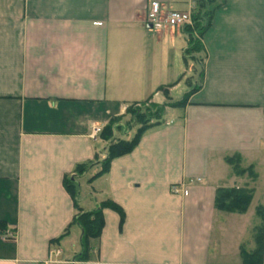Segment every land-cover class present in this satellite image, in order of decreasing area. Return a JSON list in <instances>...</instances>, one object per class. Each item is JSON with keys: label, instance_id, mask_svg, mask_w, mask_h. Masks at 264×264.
<instances>
[{"label": "crops", "instance_id": "0c3cea01", "mask_svg": "<svg viewBox=\"0 0 264 264\" xmlns=\"http://www.w3.org/2000/svg\"><path fill=\"white\" fill-rule=\"evenodd\" d=\"M151 3L192 14L197 0H0V264H41L51 248L53 264H240L258 230L264 264V220L213 204L218 188L264 193V0H218L204 31L191 24L197 88L106 173L91 179V165L76 179L81 210L109 200L122 215L102 208L88 260L73 259L80 231L63 180L101 155L99 131L129 105L176 102L196 83L183 27L149 30Z\"/></svg>", "mask_w": 264, "mask_h": 264}, {"label": "trees", "instance_id": "16d2710c", "mask_svg": "<svg viewBox=\"0 0 264 264\" xmlns=\"http://www.w3.org/2000/svg\"><path fill=\"white\" fill-rule=\"evenodd\" d=\"M215 0H197L196 7L194 12L191 14V23L193 26H200L201 30L204 31L210 23L213 12L217 8ZM191 26H184L183 31L186 35V48L183 50V62L189 60L195 61L194 54L196 50L201 51L200 43L198 37H195L190 30ZM202 62V59H201ZM194 69L196 70L195 66ZM194 70V72H195ZM201 69L197 73V80L195 86L183 94L182 98L176 102H168L160 105L151 104V103H139L145 105V107H152L156 109L153 113H148L151 116L154 122H150L146 116L139 115L135 106L139 104H131L125 109V114H131L135 120H137L138 128L134 131L133 136L128 139L115 138L114 133L119 128L118 125H115V120H110L98 133L99 139H101L105 146L101 150L100 154L95 153L93 160L89 164H81L75 167L74 175L70 179L65 178L63 180V188L68 193L71 198L74 215L71 220V226H75L80 231L79 238V252L73 257L77 261H87L88 255L92 251L91 241L96 240L100 234L103 221L101 216L102 208H109L119 216L122 215L121 210L113 202L106 200L96 206L90 211H83L77 205V196H78V186L76 179L82 176L91 165H98V171L91 177L95 178L104 173H106L108 164L110 160L128 154L137 144L139 137L148 129L159 124V119L161 118L162 111L165 106L171 107H180L183 106L186 102L188 96L197 88V85L200 83ZM147 104V105H146ZM132 107L134 109H132ZM147 110V109H146ZM156 115V116H154ZM129 130H124L123 135L127 134ZM226 162L231 165L232 171L235 174H239L238 164H236L237 159L230 157L226 159ZM251 174V172H249ZM252 175V174H251ZM251 190L247 188H218L215 190L214 195V208L221 212L228 213H243L247 209L249 202L251 200ZM255 214L260 219L264 220V207H257ZM255 248L251 253H246L244 251L240 252L241 262L240 264H259V257L261 253V230L256 232L254 237Z\"/></svg>", "mask_w": 264, "mask_h": 264}, {"label": "rangeland", "instance_id": "374dc122", "mask_svg": "<svg viewBox=\"0 0 264 264\" xmlns=\"http://www.w3.org/2000/svg\"><path fill=\"white\" fill-rule=\"evenodd\" d=\"M216 4L218 3V0H215ZM196 37V36H195ZM194 57H195V61H193V65L195 66L196 70L195 72H193L194 74V79L195 81L197 80V73L199 72L200 70V67H201V59H202V53L200 52V50H196L195 54H194ZM191 65V61L188 59L187 61V66H190ZM182 68L184 70L185 68V64L184 62L182 61ZM185 72H188L186 75L189 74L190 72V68L188 67L187 71L184 70ZM185 77L184 75H182L179 83H177V85H175V91H173L171 93V97L173 98V100H178L180 99V97L182 96V93L184 92V90H186V87L184 86V82H185ZM147 105V104H146ZM137 109V113L139 115H142L143 117L146 116V117H150L148 118L150 122H154L155 120L151 119L152 117L148 115V113H153L156 111L155 108H153V106L151 107H145V105H142V104H139L138 106H135ZM132 109H134L132 107ZM147 109V110H146ZM170 110H167V112H164L163 116L166 120H169L170 117V113L171 111L169 112ZM148 112V113H147ZM156 116V115H154ZM115 125H118V129L117 131H115L117 133V136L118 137H122L123 134L122 132L124 130H129V135L127 137H123L124 139H130L132 136H133V132L136 130V128L139 127V125L137 124V120H135V118L131 115V114H125V118L123 119V121H119V122H115ZM226 167V166H225ZM226 178L229 177V168L226 167V170H224V174H223ZM231 176V175H230ZM229 178L227 179V181L224 183V184H229L228 182ZM103 186V184L101 183V187ZM263 205L264 206V193H263V188L262 187H258L257 190H256V193L254 194V197L252 198L249 206H248V209L246 210V213L245 214H242V215H231L230 217H234V216H237V217H242L243 219H246L245 221H247V223H254L255 219H257L256 215H255V212H254V207L256 205ZM233 219V218H232ZM259 223V220L257 221V224Z\"/></svg>", "mask_w": 264, "mask_h": 264}, {"label": "built area", "instance_id": "2783aa9c", "mask_svg": "<svg viewBox=\"0 0 264 264\" xmlns=\"http://www.w3.org/2000/svg\"><path fill=\"white\" fill-rule=\"evenodd\" d=\"M191 14L187 11H175V10H163L157 3H151L145 17L146 27L154 32L175 29L184 26H190ZM95 133V129L93 134ZM171 192L181 193L186 195V191L181 188L172 187ZM14 236L8 233L3 239L10 238ZM60 251L56 248H51L46 258L41 262V264H53L55 259L59 256Z\"/></svg>", "mask_w": 264, "mask_h": 264}]
</instances>
